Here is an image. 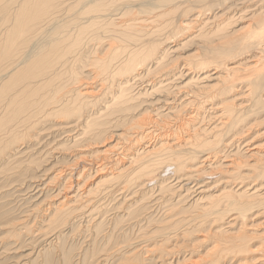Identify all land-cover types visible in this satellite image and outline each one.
<instances>
[{
  "label": "bare ground",
  "instance_id": "obj_1",
  "mask_svg": "<svg viewBox=\"0 0 264 264\" xmlns=\"http://www.w3.org/2000/svg\"><path fill=\"white\" fill-rule=\"evenodd\" d=\"M263 138L264 0H0V221L3 192H35L11 235L43 206L45 264H86L61 249L67 225L113 235L143 205L189 216L166 230L211 225L214 245L140 239L123 264H264Z\"/></svg>",
  "mask_w": 264,
  "mask_h": 264
},
{
  "label": "rangeland",
  "instance_id": "obj_2",
  "mask_svg": "<svg viewBox=\"0 0 264 264\" xmlns=\"http://www.w3.org/2000/svg\"><path fill=\"white\" fill-rule=\"evenodd\" d=\"M88 151H91V150H88ZM51 161L52 160H48L46 161L47 163L44 162L42 164V167H44L43 169H46L47 167H49L50 164L52 163ZM44 182H46V180ZM1 184L0 186H2ZM34 194L35 192L32 193V192H29V190H26L25 186L23 187L15 186L9 191H5L2 193V197H5V198L2 199L1 206L6 205V207H4L3 210L9 211V217L0 221V264H12V263L15 264V262H18V261H19L18 264H45V259L47 256L45 253L46 251H48V247L45 245L48 240L49 242L52 240V238H50L52 234H49L46 236L44 235L45 233L39 236L33 235V232L38 227H42L40 225H42L43 223L42 220L45 218V216L42 213L43 206L38 207L37 210H35L33 213L30 214V219L27 220V223H30L31 225H33L32 223L34 219L37 217V220L34 223L35 225L31 229H28L26 233L24 229H21L22 232L19 234L18 238L11 235L13 230H12V227H10L11 225L10 223L12 221H19V219L23 218V216L26 215L25 214L26 211L32 210V208H34V206L38 204L37 203L38 202L37 200H39L38 198L34 200L31 199V196ZM194 197L195 195H192L190 197L187 196L188 199H186L184 202L182 201L180 203L181 205L177 206L178 208L176 209L177 210L180 209L179 212H177V210L174 212L180 213L181 211L184 210V208L188 209V207L192 205L193 201L191 200H194L193 199ZM173 199H175V197H173ZM173 199H171L167 203V205L173 203L174 201ZM102 207L104 208L103 212L105 214L102 215L101 213L98 215V217L102 216L101 219L97 221L98 224L100 223L99 221H101L105 216L113 218L114 214H117L115 212L116 210L111 211L112 208L116 207L114 206V202L112 203L111 200L103 202ZM149 207L150 205H143V209L138 210L135 213V216H128L127 214H125L126 211H123L117 214L115 216L116 217L115 222L118 223L119 221H125V223L123 222L120 225L121 226L120 231L117 232L116 234L114 233L113 235L109 231V228L106 227L105 223L102 224L103 228L99 230H97V226H95L93 230L92 226L89 227L88 229V228H85V225H82L79 228H77V230L75 231V234L68 233L72 231V229L70 225H67L64 229L59 231V233L57 234V237L59 236V239H60L59 242L62 246L61 249L64 248L68 250L71 256H74L75 254L78 255L79 257L86 256V259H87V261L85 259L86 264H96L95 263L96 259L101 258V257H104L102 258L103 259L102 264H123L121 263V258L122 256L126 255V251H128L130 248H136V246L139 243L146 241L147 238H151V237H155L151 239L150 241V245L152 246L156 244H158L156 246H159L160 244H162L161 242L165 240L166 237H169L167 240H165L166 242L163 243L165 248H168V247L172 248L176 245L181 246L182 241H185V243H192L196 241L198 242V239L203 241V243H201V248H200L202 253L208 251V249L213 247L214 243H212V240L210 238L212 236L211 232L214 227L211 228V225H209L208 227L207 226L204 227L203 225L200 226L201 223H199V220H197V222H194V223L184 222L185 224L182 223L183 225H180L177 228H173V229L170 228L166 230L174 223L182 222V220H186V218H188L189 216L181 214L180 216H178L177 218L178 220H175L176 218L175 219L173 218V220L170 221V217L174 216V213L168 215L169 216L168 217L166 214L165 215L162 214L163 212L162 213L158 212L159 208L161 207H158L157 210H154L157 206L155 208L148 209ZM195 208H196V205L193 206V210H195ZM193 210L190 209V210H187V212H191V211L193 212ZM209 219L211 222H213L214 220L211 217ZM7 227H9V229ZM19 228H22V227H19ZM160 228L164 230L161 231ZM158 229L161 231L160 233H156ZM187 231H193L192 235L189 237H183L182 233L187 232ZM42 236H44L45 239L41 238V240H39L38 238ZM69 236H72V237L69 238ZM112 237H113V240H112ZM63 239H66V242H64ZM140 239H145V240L142 241ZM126 240H130L131 244L133 245L131 247L120 248V246L124 245L123 242ZM56 242L57 241L53 242V247H55L54 245ZM117 245H120V246L116 247ZM57 246H60V245H56V247ZM118 248H120V250H118ZM182 251L183 249L181 250V252H176V253L179 254V253H182ZM143 253L144 252H140L136 255L137 259L141 257V260H139V262L141 263L139 264H157L158 261H156L157 260L156 258H159L160 256L163 255V252L160 250L153 252L151 256L150 254H144L143 256ZM53 255H55V258H56V261H57L56 264L58 263L60 264L62 256L59 254V252H58V255L55 253H53ZM105 256H108V257L106 258ZM79 257H77L76 259H78ZM145 257H147L148 259ZM25 258L28 259L27 262H24ZM142 258L143 259L145 258V260H142ZM167 259H168V256L166 260ZM82 261H83V258H82ZM232 264H239V262L236 260Z\"/></svg>",
  "mask_w": 264,
  "mask_h": 264
}]
</instances>
